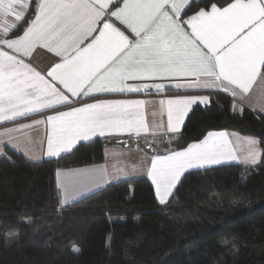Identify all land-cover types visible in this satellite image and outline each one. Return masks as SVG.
I'll use <instances>...</instances> for the list:
<instances>
[{
  "label": "snow or ice",
  "instance_id": "1",
  "mask_svg": "<svg viewBox=\"0 0 264 264\" xmlns=\"http://www.w3.org/2000/svg\"><path fill=\"white\" fill-rule=\"evenodd\" d=\"M118 3L0 0V123L52 111L44 121L49 126V157L96 136L126 133L139 138L149 131L144 100L97 99L100 95L160 93L175 82L177 89L230 93L233 111L242 112L251 106L253 85L264 80V0H233L224 7L210 3L187 19L183 14L191 0ZM113 18L126 28L117 27ZM39 49L54 54L57 61L40 69L32 62ZM198 103L207 105L210 97L160 100L167 130L178 132ZM255 108L264 114V88ZM30 126L21 124L18 129ZM153 126L162 127L158 121ZM18 129L0 131V154L5 147L19 150L12 136ZM240 143L245 162L264 159L257 141ZM145 146L151 147L147 141ZM237 159L228 133H209L183 150L154 155L147 175L159 203L166 204L188 170ZM107 175L106 168L66 174L59 181L62 205L94 194Z\"/></svg>",
  "mask_w": 264,
  "mask_h": 264
},
{
  "label": "trees",
  "instance_id": "2",
  "mask_svg": "<svg viewBox=\"0 0 264 264\" xmlns=\"http://www.w3.org/2000/svg\"><path fill=\"white\" fill-rule=\"evenodd\" d=\"M230 1L193 0L183 15ZM211 130L255 137L264 151V115L234 112L219 92L168 144L181 149ZM104 148L96 138L37 162L0 155V264H264V159L188 171L166 204L136 178L60 205L55 171L100 163Z\"/></svg>",
  "mask_w": 264,
  "mask_h": 264
},
{
  "label": "crops",
  "instance_id": "3",
  "mask_svg": "<svg viewBox=\"0 0 264 264\" xmlns=\"http://www.w3.org/2000/svg\"><path fill=\"white\" fill-rule=\"evenodd\" d=\"M232 2L233 0H231L229 3H232ZM120 4H122V0H119V3L117 4V6H120ZM227 4L223 6H219V7L227 6ZM197 11H199V9ZM193 13L189 15H184V18L187 19V17L191 16ZM113 23H115L117 27H120L121 30H124L126 28V26L121 25L119 21H116L115 18H113ZM57 59L58 58L55 57L54 54L48 52L47 50L39 49L34 53L32 57V62L34 65L38 66L40 69H47L48 67H50L52 63L56 62ZM262 88H264V80L258 79L257 82L253 85L251 96L249 97V100L251 101V106H244V108H247L255 113L262 114L260 110L255 108L257 97L260 94V91ZM217 92L228 96L232 100V102H234L233 97L230 95V93H226L223 90L177 89L175 87V82H171V86L164 89V93L159 94V95L143 96L141 93L139 94L127 93V94H122V95H100L98 96L97 99H142L144 100L146 103L143 108V113L145 116V120L150 127H149V131L147 133H141L139 138H137L134 135L129 136L128 134L124 133V134L106 135L104 137L96 136L90 139L89 141L96 139V138H102L103 140L115 139V138H129L132 140V142H137L139 140H142V141H147V143H149V145H151L154 148V152L153 153L145 152L142 149L138 148V146L136 145H134L133 147L105 146L104 151H103L104 159L100 163L93 164V165L74 167V168L57 169L55 171V185H56L59 204L62 205L61 201L64 198L61 192V188L59 186V181H61L66 174L78 173L79 171L84 170V169L106 168L108 175L105 177V180L103 181V187L108 184L115 183L118 181L130 180V179H136V178H146L151 183L153 190H154V194H155L154 185L151 181V178L147 175L148 168L150 167L151 158L154 155H166L170 151L183 150L192 143H196V142H200L204 140L208 136L209 133H220V132L228 133L229 138L233 141V147L236 150L238 159L237 160H222L221 163L219 164L196 167L188 171L208 168V167H214V166H219V165H224V164H231V163L241 164V165L248 166V167L256 165L260 161V159H258V162L254 164L245 162L246 153L244 151V145H242L240 141L245 140V139H253L257 141V147L259 150H261V146L259 144L258 139L252 136L242 135L236 131L211 130V131H208L199 140L192 141L181 149H174L172 146H170V144H168V142L172 141L178 135L183 125L181 126L180 130L176 133H172L167 130L166 110L162 108V106L160 105V100L162 99L167 100L168 98H171V97L187 96V95L209 96L211 100L212 95ZM87 102H92V101L89 100ZM209 104L204 105V104L198 103L194 105L193 107L195 106L204 107V106H208ZM56 110L64 111L66 109L57 108ZM235 112H239V111H235ZM153 113H156L157 115L154 117ZM52 114H53L52 111L45 110V111H42L41 113L29 114L25 118H19L17 119V121H15V123L13 122L0 123V131H3V129H14V128L18 129V125H21V124L31 125L30 127H26L23 129H18L16 131H13L12 136L14 137V142L17 144L19 148L18 151L17 150H13V151L20 153L26 159L30 161H34V162L41 161L42 159L55 158V157H49L46 154L47 153V135L49 132V126L44 121H45V117H47L48 115H52ZM37 120L41 121V123L39 124L33 123L34 121H37ZM156 121H158L162 125L160 129H156L153 126L154 122ZM83 142H88V141H80L78 142V144L83 143ZM6 149H9V148L5 147L3 150V154H0V155H5ZM68 152H62L60 155H63ZM155 198L158 201V198L156 197V195H155ZM69 203H72V202H69Z\"/></svg>",
  "mask_w": 264,
  "mask_h": 264
},
{
  "label": "water",
  "instance_id": "4",
  "mask_svg": "<svg viewBox=\"0 0 264 264\" xmlns=\"http://www.w3.org/2000/svg\"><path fill=\"white\" fill-rule=\"evenodd\" d=\"M104 146H114V147H133L134 145L138 146V148L142 149L145 152L153 153L154 148L146 147L145 141L139 140L137 142H132L129 138H115V139H105L103 140ZM149 144V143H148Z\"/></svg>",
  "mask_w": 264,
  "mask_h": 264
},
{
  "label": "built area",
  "instance_id": "5",
  "mask_svg": "<svg viewBox=\"0 0 264 264\" xmlns=\"http://www.w3.org/2000/svg\"><path fill=\"white\" fill-rule=\"evenodd\" d=\"M164 93V90H162L160 93H157L155 90L151 91V92H146V93H141L143 96H152V95H159Z\"/></svg>",
  "mask_w": 264,
  "mask_h": 264
}]
</instances>
